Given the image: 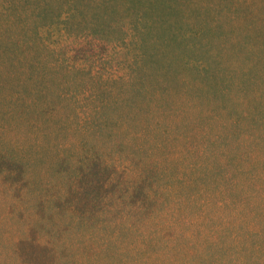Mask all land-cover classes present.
Here are the masks:
<instances>
[{
    "label": "trees",
    "instance_id": "16d2710c",
    "mask_svg": "<svg viewBox=\"0 0 264 264\" xmlns=\"http://www.w3.org/2000/svg\"><path fill=\"white\" fill-rule=\"evenodd\" d=\"M39 1L40 9L14 2L2 12L0 47L16 52L11 60L20 70L50 69L40 32L55 25L122 56L96 62L93 76L67 64V80L56 77L66 95L99 98L96 116L41 126L14 120L31 135L29 152L20 135L6 139L1 124L0 171L22 180L20 187L0 184L4 218L28 215L48 230L33 239L0 229V258L14 257L24 233L71 256L48 215L78 218L68 225L84 235L91 217L73 209L74 195H83L94 198L100 220L83 247L100 264H143L146 254L162 262L170 251L169 264L180 255L193 264H262L264 30L257 23L248 33L252 21L238 23L239 15L253 18L260 0Z\"/></svg>",
    "mask_w": 264,
    "mask_h": 264
},
{
    "label": "rangeland",
    "instance_id": "374dc122",
    "mask_svg": "<svg viewBox=\"0 0 264 264\" xmlns=\"http://www.w3.org/2000/svg\"><path fill=\"white\" fill-rule=\"evenodd\" d=\"M14 2H20L23 8L28 9L30 6L32 7L33 4L38 9L42 7L39 0H0V28L2 22L8 19L2 12H5L7 7L10 6V4H14ZM260 6L255 4V6L252 7L255 8L252 14L253 18L250 19L247 17V21L242 19V16L239 15L238 23L241 25L252 21L253 28L246 29L248 33L253 31L257 23L258 28L264 30V0H260ZM11 23H13V31L21 37L22 44L25 46V37L21 30L23 26L22 21L15 20V22L12 21ZM29 23L27 19L26 27L29 26ZM51 30L53 32H48V28L43 27L40 32L43 36L44 43L50 46L49 50L44 49L42 46V57L48 62L44 68H50L46 69L48 71H22L20 70L21 67H18L19 64L17 62L13 63L11 60V56L13 58L16 52H13L12 49L7 51L0 47V129L1 124L5 125L7 131L3 134L6 139L13 138L14 135H20L22 138L19 140V146L27 152L30 151L32 143L31 135L29 133H19L18 131L20 130L14 127V120L21 122L22 125H24L23 123H31L41 126L45 124L46 121H52L53 119L61 120L62 122L66 119L71 121L97 115L95 109L100 102L99 98L87 100L84 98L83 94L77 95L76 97L69 94L66 95L64 91L67 90V87L55 82L56 77L61 81L67 80L66 68H63V66L67 64L78 66L84 68L86 72L90 71V76H93V74L97 73L96 62L101 59L108 60V62L112 60L115 61L122 56L118 54V50L116 51L110 46H105L102 42L92 37L88 38L82 36L77 38L75 36H68L66 33L60 31L57 25ZM263 35L264 34H262L261 37ZM1 37L3 38L2 32ZM259 40H257V42ZM263 48L264 43L259 48V52L261 51V53H264ZM26 49L28 50L27 47ZM5 51L7 52L4 53ZM55 62L57 63L55 64ZM25 70H29L28 67L25 68ZM91 85L95 84L91 82L87 84L88 87ZM106 114H108V112ZM68 128L72 132V124H69ZM6 144L7 143L4 145ZM6 147L9 148L8 145H6ZM17 151L18 153H22L20 149H17ZM0 184L7 187H20L22 185V180L0 171ZM97 194L96 191L95 194L92 195L96 198ZM74 200L73 209L77 211L76 214L79 216L84 213L85 216L91 217L88 221L92 224V227L89 228L86 226L85 229H83L84 235H82L81 228H76L75 232H73L72 228L68 225V220H73L77 223L79 220L78 218L70 219L67 215L64 216L53 211L50 213L48 212L49 215L47 214L53 220L50 222L52 224H49L51 225L50 228L54 232H59L62 237L61 244L64 248L73 247L71 248L73 251V253H70L71 256L66 257L65 254L60 255L57 248L56 251L51 247L49 249L47 245L44 244V241H41L39 244H34L26 238L24 233L19 241L16 242L14 257L10 256L11 258L8 259L4 255L0 258V262L4 264H70L72 262H74V264H100L96 261L95 257H91V255L87 253L90 249L83 247L84 243L88 244L86 242L88 239L87 236L92 233V228L100 226V223H96V221H100L95 214L96 209L91 208L92 203L95 202L94 198L74 195ZM87 206L91 209H88ZM7 208V203L3 205L0 203V229L12 233L20 230L27 231L31 237L33 236V239L37 238L39 230H48V228H40L44 226V223L40 224L37 220H28V215L24 216L22 221L8 222V220L4 218L7 216L5 210ZM190 232L191 231H188V233ZM82 236L83 239L81 238ZM78 247H80V251L75 250V248ZM168 254L169 255L163 257L162 262H157L156 260L160 256L155 257L153 254H146L139 259L143 264H169L171 261V251L168 252ZM193 262L194 261L190 262L187 258L180 255L176 258L175 263L193 264ZM262 264H264V260Z\"/></svg>",
    "mask_w": 264,
    "mask_h": 264
}]
</instances>
